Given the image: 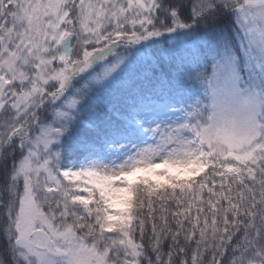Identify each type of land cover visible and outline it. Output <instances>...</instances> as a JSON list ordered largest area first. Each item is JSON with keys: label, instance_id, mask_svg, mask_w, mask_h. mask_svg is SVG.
<instances>
[{"label": "snow or ice", "instance_id": "obj_1", "mask_svg": "<svg viewBox=\"0 0 264 264\" xmlns=\"http://www.w3.org/2000/svg\"><path fill=\"white\" fill-rule=\"evenodd\" d=\"M0 264H264V0H0Z\"/></svg>", "mask_w": 264, "mask_h": 264}]
</instances>
